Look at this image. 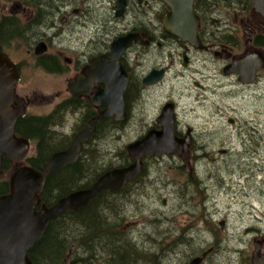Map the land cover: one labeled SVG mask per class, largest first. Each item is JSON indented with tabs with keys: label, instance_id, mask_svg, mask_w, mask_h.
Listing matches in <instances>:
<instances>
[{
	"label": "rangeland",
	"instance_id": "374dc122",
	"mask_svg": "<svg viewBox=\"0 0 264 264\" xmlns=\"http://www.w3.org/2000/svg\"><path fill=\"white\" fill-rule=\"evenodd\" d=\"M229 6L234 8L231 3ZM222 12L221 25L230 22L238 28V22L234 24L226 16V9ZM220 16L210 17L209 24L218 25ZM238 38L237 49L241 50L243 40ZM181 59L175 50L161 49L156 66L169 67L163 84L140 95H129V118L107 126L105 138L99 135L91 146L92 153L83 160L93 161L96 171L122 163L126 145L149 129H161L156 119L162 106L173 102L175 128L182 135L190 129L192 135L189 164L172 153L148 160L144 175L120 195L121 202L115 200L118 209L111 212L110 220L123 224V235L116 241L119 245L128 238L132 247H137L136 254H156L157 263L136 257L132 264H188L197 256L194 252L207 247L212 252L201 264H251L254 242L264 239V71L249 86L225 78L217 70L203 81L199 73L212 71L202 59L189 58L193 71L184 67ZM63 79L47 75L35 65H24L20 83L35 90L30 95L29 112L47 113L50 106L41 102L38 90L59 87ZM73 126L74 117L67 115L62 129L51 127V142H69ZM260 127V132L252 135ZM220 149L226 152L220 153ZM32 153L33 147L28 154ZM22 164L10 162L5 178L9 180ZM104 241L102 238V246ZM108 249L105 253H110ZM103 250L97 249L99 253ZM105 259L103 254L96 261Z\"/></svg>",
	"mask_w": 264,
	"mask_h": 264
},
{
	"label": "flooded vegetation",
	"instance_id": "af4514ba",
	"mask_svg": "<svg viewBox=\"0 0 264 264\" xmlns=\"http://www.w3.org/2000/svg\"><path fill=\"white\" fill-rule=\"evenodd\" d=\"M194 1L193 9L199 18L196 45L181 40L164 27L161 17L170 12V7L162 0H124L123 11L119 16L115 15V0H0V53L17 69L15 94L18 100H24L25 106V112L21 116L25 119L47 118L39 138L29 139L17 134L28 140V153L32 147L34 153H27L23 162L12 163L28 164L29 157L37 156L46 162L52 154L65 150L75 134L107 108L106 102L92 103L91 96L107 88L105 79L109 77L108 54L111 43L130 32L136 35L137 40L129 42L116 60L126 73L125 102L129 95H140L145 90L163 84L169 67L156 66L157 54L162 48L179 53L182 56L181 64L187 68H190V59L201 58L203 64L212 71V74L199 73L203 81L212 78L215 70L225 75V78H235L238 81V75H226L223 73L224 68L238 57L257 53L262 60L261 66L256 67L253 80L244 85L255 83L259 74L264 71V15L254 10L251 4L249 9L238 13L234 2H231L234 8L226 16L232 19L231 22H238V28L227 22L223 26L220 23L213 33L204 32V16L195 8ZM216 10L218 12L214 15L223 13L220 9ZM221 36L225 38L223 42L220 40ZM237 36L243 40L241 50L237 49L240 43L234 42ZM155 60L156 63L151 65ZM26 64L35 65L47 75L65 79V84L63 79L59 87L48 91L38 90L41 102L50 106L47 113L29 112L30 95H34L35 90H28L20 83L22 67ZM152 70H163V77L157 83L146 86L142 79ZM13 104H17V101ZM128 108L126 102V119L130 115ZM67 115L74 117L75 128L69 142H51V132L55 127L59 130L63 128ZM110 119L114 120L113 116L97 119L95 133L80 145L77 160L81 156L86 159L92 153L91 146L96 143L94 140L99 135H102V139L105 138ZM61 120L62 123L58 126ZM260 129L261 127L254 129L252 135L258 134ZM176 134L180 135L181 132L177 130ZM104 145L105 141H102L101 151ZM220 150V153L226 152V149ZM151 158L153 157L150 155L142 158L144 168ZM261 239L264 243V239Z\"/></svg>",
	"mask_w": 264,
	"mask_h": 264
},
{
	"label": "water",
	"instance_id": "95a60500",
	"mask_svg": "<svg viewBox=\"0 0 264 264\" xmlns=\"http://www.w3.org/2000/svg\"><path fill=\"white\" fill-rule=\"evenodd\" d=\"M115 1V15L119 16L123 11L124 0ZM162 1L170 7V12L161 17L164 27L181 40L196 45V26L199 18L193 9L194 0ZM249 1L254 10L264 15V0ZM134 40H137L136 35L130 32L115 39L110 45L109 77L105 79L107 88L91 96L92 103L103 101L107 103V108L88 121L75 134L65 150L52 154L43 164L42 170L22 164L10 177V192L0 196V264H31L27 253L42 238L51 220L70 209H83L104 190H120L140 174L144 156L159 157L172 153L189 164V130L183 138L174 135L173 104L166 103L157 118L161 129L149 130L141 138L126 145L127 154L132 160L130 164L107 170L90 186L69 192L51 206L37 208L38 196L45 186L46 178L62 166L70 165L77 160L80 145L95 133L97 119L113 116L116 121L125 120L126 73L116 60L128 43ZM261 61L257 53L244 55L233 60L224 68L223 73L238 75V79L244 83L251 82L256 67L261 66ZM163 73V70H152L142 79V83L144 85L157 83L163 77ZM17 79L15 65L0 53V176L4 174V157L11 162H23L29 149L28 140L15 133L16 122L25 112L24 101L18 100L15 94ZM16 101L17 104L14 105L13 102ZM261 248L262 240L255 241L251 264H264V253L260 251ZM209 250L193 257L188 264H201ZM71 251L72 247L60 264H72Z\"/></svg>",
	"mask_w": 264,
	"mask_h": 264
},
{
	"label": "trees",
	"instance_id": "16d2710c",
	"mask_svg": "<svg viewBox=\"0 0 264 264\" xmlns=\"http://www.w3.org/2000/svg\"><path fill=\"white\" fill-rule=\"evenodd\" d=\"M194 2L195 8L200 10V14L204 16V32L211 31L212 33L222 22L220 14H218L220 16L218 25L214 26L212 23L210 25L208 22L209 18H213L214 14L218 12L216 9H220V11L226 9L228 15L230 11L229 3L231 2H234L239 7L236 9L237 12L246 11L250 8L249 0H195ZM217 21L219 22V19ZM224 39L221 36L220 40L222 42ZM234 42L239 44L238 36L234 39ZM46 121L47 118L27 117L25 119L20 117L16 122L15 132L29 139L32 137L39 138L44 128L42 125ZM113 124L117 125L118 123L110 119L108 126H114ZM122 161L116 166L106 167L100 171L95 170L93 161L83 160L82 158L71 165L63 166L46 178L45 186L38 196L37 208L51 206L56 200L69 192L90 186L105 170L127 165L132 160L126 153ZM44 162L40 156L27 159V163L38 170H42ZM9 164V160L4 157L3 167L6 173L9 170ZM91 170L93 173L88 174ZM145 170L143 168L141 174L134 181L126 183L120 190H104L96 195L83 209H70L51 220L42 238L27 253L31 264H60L70 247H72V264H132L136 257H146V259L148 258L150 261H156L157 263L155 253L146 254L143 252L142 254H136V252L139 253L138 249L137 247L136 249L132 247L133 243L128 238L121 241V244L119 243L118 245L116 240H119V237L123 235L122 230H120L123 224L110 220L111 212H116L118 209L115 200L118 199L121 202L123 198L120 195L126 193L136 183L137 179L144 175ZM194 183L196 184L198 181L194 180ZM200 190L202 191L201 188ZM9 192L10 179L8 180L5 176H1L0 196ZM210 229L213 231L211 227ZM213 234L216 237V233L213 232ZM102 238L105 239V246H102ZM106 248H109L110 253H105ZM97 249H104L103 253H99ZM208 249V247L200 248L193 255H201ZM211 252L209 251V253ZM103 254H105L107 260L105 259L102 263L97 262L96 259L99 256L102 257Z\"/></svg>",
	"mask_w": 264,
	"mask_h": 264
},
{
	"label": "bare ground",
	"instance_id": "6f19581e",
	"mask_svg": "<svg viewBox=\"0 0 264 264\" xmlns=\"http://www.w3.org/2000/svg\"><path fill=\"white\" fill-rule=\"evenodd\" d=\"M139 106V105H138ZM116 155V154H115Z\"/></svg>",
	"mask_w": 264,
	"mask_h": 264
}]
</instances>
